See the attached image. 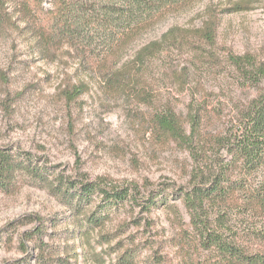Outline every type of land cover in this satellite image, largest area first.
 <instances>
[{"label":"rangeland","instance_id":"374dc122","mask_svg":"<svg viewBox=\"0 0 264 264\" xmlns=\"http://www.w3.org/2000/svg\"><path fill=\"white\" fill-rule=\"evenodd\" d=\"M208 3L198 1L193 9L141 35L129 46L125 59L172 26L200 27ZM50 6L44 4L46 9ZM255 6L253 11L221 17L217 52L223 65L191 64L190 88L200 83L206 93L202 90L192 99L191 91H180L171 80L173 71L195 59L194 52L165 56L154 63L151 75L158 106L168 103L185 118L192 100L199 105L206 101L204 133L235 138L240 112L264 89V79L253 77V86H243L225 64L226 52L250 53L264 64V0ZM7 9L21 27L32 10L25 13L16 0L10 1ZM59 61L34 55L28 39L14 28L0 33V147L31 154L55 176L79 185L91 183L107 191L125 189L129 198L118 207L100 209L110 219L94 230L88 245L78 234L64 239L77 230L76 216L67 203L25 177L16 194L0 191V264H47L46 254L66 257L70 264H120V255L128 251L133 256L131 264H220L216 254L195 240L197 231L176 192L188 190L194 181L191 151L174 143H158L149 122L155 109L135 99L104 93L98 73L85 76L90 90L78 100L60 98L66 72L72 74L79 61L70 59L68 66L63 59ZM207 156L211 162L223 159L228 157V149L220 145ZM208 175L204 170V176ZM94 200L95 208L100 198ZM170 204L177 206L179 218L167 209ZM221 208L205 207L201 216L203 223L209 220L206 229L228 240L235 237L246 245L248 232L263 228L262 218L236 217L234 211L221 217L225 214ZM107 234H112L110 240L101 239L100 235ZM66 244L72 247L68 253ZM253 245L255 251L264 252L262 245L254 241Z\"/></svg>","mask_w":264,"mask_h":264},{"label":"trees","instance_id":"16d2710c","mask_svg":"<svg viewBox=\"0 0 264 264\" xmlns=\"http://www.w3.org/2000/svg\"><path fill=\"white\" fill-rule=\"evenodd\" d=\"M10 1L13 0H0V33L14 28L28 39L33 54L43 60L62 62L59 60L63 59L65 66L70 59L79 61L72 74L66 72L64 87L59 88L60 98L78 100L90 90L85 76L98 73L104 93L135 99L155 109L149 122L158 143H174L191 151L195 163L194 181L188 190L176 192L197 231L199 238L195 240L216 254L220 264H264V252L255 251L253 247V241L264 247V225L260 230L249 231V243L244 245L234 236L228 240L206 229L209 220L203 223L201 216L205 207H222L225 214L221 217L234 211L236 217L264 219V89L241 110V124L232 140L221 134L210 137L204 133L208 119L206 101L199 105L192 100L185 118L168 103L158 106L151 75L157 60L194 52L195 59L191 58L189 65L173 71L171 80L180 91H191L192 99L202 90L206 93L200 83L190 88L191 64L197 63L199 67L223 65L217 52L221 17L253 11L260 0H226L224 3L209 0L200 27L172 26L159 39L143 44L130 59L125 58L129 46L137 38L193 9L201 0H16L25 13L32 9L23 27L8 13ZM47 2L50 9L44 8ZM225 64L233 69L234 79L243 86H253V77L256 81L264 79V64L253 59V54L237 55L228 51ZM220 145L227 147L228 157L211 162L208 151ZM204 170L210 175L205 177ZM25 177L67 203L71 214L76 216L77 230L67 233L64 239L68 240L74 233L88 245L94 230L104 227L110 219L100 209L118 207L129 198L125 189L107 191L91 183L79 185L55 176L50 169L36 163L31 154L0 147V191L16 194ZM96 196L100 204L94 208ZM151 203L155 204V200ZM167 209L175 219L180 217L176 205L170 204ZM100 236L101 239L109 238L105 240L108 241L112 234ZM64 246L66 253L72 249L68 244ZM132 257L128 251L127 255H120L119 263L131 264ZM45 261L47 264H70L66 257L56 258L49 254Z\"/></svg>","mask_w":264,"mask_h":264}]
</instances>
